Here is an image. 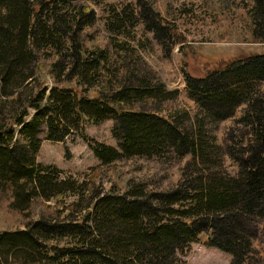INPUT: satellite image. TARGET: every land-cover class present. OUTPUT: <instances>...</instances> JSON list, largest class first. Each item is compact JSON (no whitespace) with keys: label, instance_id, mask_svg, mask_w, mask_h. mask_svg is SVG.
<instances>
[{"label":"trees","instance_id":"1","mask_svg":"<svg viewBox=\"0 0 264 264\" xmlns=\"http://www.w3.org/2000/svg\"><path fill=\"white\" fill-rule=\"evenodd\" d=\"M157 1L135 0L137 15L152 29H172ZM242 2L248 19L238 18V26L264 41V0ZM120 14L107 29L128 35L132 12ZM96 32L85 0H0V214L8 221L0 230V264H188L182 256L202 235L204 245L231 255L229 264L259 263L251 239L264 220V53L188 76L199 113L187 131L142 110L175 91L133 70L120 75L124 43L109 37L101 43ZM240 105L238 122L248 137L238 170L204 168L214 146L202 127ZM112 117L119 149L88 141L99 163L86 172L37 161L43 128L45 138L61 141L85 120ZM169 148L198 158L191 164L198 172L159 191L132 179L123 190H106L99 181L121 158L161 157Z\"/></svg>","mask_w":264,"mask_h":264},{"label":"rangeland","instance_id":"2","mask_svg":"<svg viewBox=\"0 0 264 264\" xmlns=\"http://www.w3.org/2000/svg\"><path fill=\"white\" fill-rule=\"evenodd\" d=\"M157 2L172 29L150 28L137 15L135 0H85L86 5L93 10L98 26L95 38L101 43L107 37L124 43L125 49L118 60L120 75L123 71L133 70L138 78L150 83H162L166 90L175 91L171 98L142 105V110L173 119L180 128L193 131L196 128L194 116L199 110L187 87L188 76L203 77L207 72L220 69L234 60L264 53V41H253L251 34L238 26V18L244 21L248 19L242 0ZM218 6L222 7L221 13ZM128 9L132 12V18L124 24L128 27V35L108 31L110 19ZM84 43L91 47L87 39ZM47 82L50 84L51 80ZM260 89L262 92L263 87ZM93 94L88 93L89 96ZM244 108V105H240L226 119L204 124L203 133L214 146L210 165L204 164V168L211 166L210 171L218 170L221 175L236 173L239 159L244 155L243 144L248 137L245 127L238 122ZM28 111L32 114L34 108H28ZM115 124L113 117L97 124L85 120L78 133L61 141L45 138L43 128L38 135L41 142L37 161L54 165L66 173L80 175L99 163L88 141L102 142L119 149L120 141L112 135ZM199 161L189 154L178 155L169 148L161 157L121 158L114 162L111 169L105 168L99 181L106 190L111 186L123 190L126 188L125 182L132 179L144 182L149 190L159 191L174 187L180 177L185 176L184 173H197L198 169L191 164ZM4 216L1 212L0 230L8 224ZM257 227L258 231L251 239L253 258L256 263L258 260L264 264V220L260 219ZM203 238L202 235L199 241L190 243L188 252L182 256L188 264L230 263L229 253L204 245Z\"/></svg>","mask_w":264,"mask_h":264}]
</instances>
